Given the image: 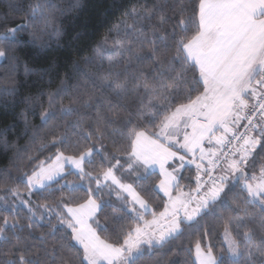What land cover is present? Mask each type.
<instances>
[{"label":"snow or ice","instance_id":"6c2138e0","mask_svg":"<svg viewBox=\"0 0 264 264\" xmlns=\"http://www.w3.org/2000/svg\"><path fill=\"white\" fill-rule=\"evenodd\" d=\"M7 8L25 15L0 14V61L15 67L21 34L44 48L66 9ZM42 76L60 84L30 103L28 144L0 130L15 147L0 169V264H188L178 242L193 236V264H264V0H145L83 65ZM17 91L10 79L0 96ZM216 234L219 255L203 243Z\"/></svg>","mask_w":264,"mask_h":264},{"label":"trees","instance_id":"16d2710c","mask_svg":"<svg viewBox=\"0 0 264 264\" xmlns=\"http://www.w3.org/2000/svg\"><path fill=\"white\" fill-rule=\"evenodd\" d=\"M61 8L66 9L63 14H58L54 22V26L59 29L60 34H55L44 38L46 46L42 49L34 47L30 42V37L27 33L22 35V44L17 48L15 55L19 58L15 67L10 62L0 61V87L6 86L10 79H14L17 85V94L15 96H0V130L7 129L6 137L15 147H23L28 144L29 136L23 135L25 130V116L33 126L39 125V111L36 109V115H32L30 103L35 101L36 97L41 92L54 91L60 84V80L53 76H42V70L50 65L58 69L61 74L65 70V66L72 61H78L82 65L85 58L92 57L97 51V46L101 42L110 29L121 19L123 13L132 7L134 4H143L145 0H57ZM152 0H148L151 3ZM27 0H25V12ZM7 13L10 17L9 26H15L24 20V12L12 11L7 8V0H0V14ZM0 28V31H3ZM110 47V45H109ZM107 52L101 53L105 57L104 67L107 68ZM97 63H100V58L97 57ZM26 69H31L27 71ZM89 72H96L97 68L91 66L87 69ZM47 97H43L46 106ZM67 103V101H65ZM15 147L12 150H5L3 145H0V169L9 165L10 159L13 157ZM54 152V150H52ZM51 152H45L40 155V159L51 155ZM28 170V169H24ZM185 176H195L193 168L191 173L185 172ZM70 180H76L77 177L70 176ZM188 185L189 181H182ZM191 186H195L194 180L191 181ZM185 190H188L187 187ZM36 202L35 196L32 198ZM157 211H162L163 207L159 199L153 202ZM150 217V216H149ZM264 235V233H260ZM199 237L193 236L190 240H184L183 248H191L192 254L188 257V264H193L194 247L196 239ZM215 245L214 251L217 255L220 254V249L223 244L221 235L216 234L211 241L205 239L203 243ZM179 259L181 264H184L185 255L172 257Z\"/></svg>","mask_w":264,"mask_h":264},{"label":"rangeland","instance_id":"374dc122","mask_svg":"<svg viewBox=\"0 0 264 264\" xmlns=\"http://www.w3.org/2000/svg\"><path fill=\"white\" fill-rule=\"evenodd\" d=\"M185 191H187V190H185ZM149 219H151V217H148ZM194 252H195V247H194ZM194 259H195V254H194Z\"/></svg>","mask_w":264,"mask_h":264},{"label":"crops","instance_id":"0c3cea01","mask_svg":"<svg viewBox=\"0 0 264 264\" xmlns=\"http://www.w3.org/2000/svg\"><path fill=\"white\" fill-rule=\"evenodd\" d=\"M193 168H194V166H193Z\"/></svg>","mask_w":264,"mask_h":264}]
</instances>
